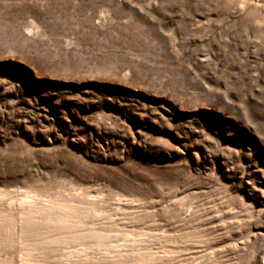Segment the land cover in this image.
Returning <instances> with one entry per match:
<instances>
[{"label": "rangeland", "instance_id": "rangeland-1", "mask_svg": "<svg viewBox=\"0 0 264 264\" xmlns=\"http://www.w3.org/2000/svg\"><path fill=\"white\" fill-rule=\"evenodd\" d=\"M3 224L0 264H264V0H0Z\"/></svg>", "mask_w": 264, "mask_h": 264}, {"label": "bare ground", "instance_id": "bare-ground-1", "mask_svg": "<svg viewBox=\"0 0 264 264\" xmlns=\"http://www.w3.org/2000/svg\"><path fill=\"white\" fill-rule=\"evenodd\" d=\"M55 226L60 227L61 225H59L58 222L52 220L48 216L46 218H35L32 216H27L21 222L20 231L22 236L45 238L44 236L48 232H50L51 229ZM13 228L14 225L13 226H5L4 224L1 225L0 235L9 238L11 236V232L13 231ZM43 238L42 241H44Z\"/></svg>", "mask_w": 264, "mask_h": 264}]
</instances>
